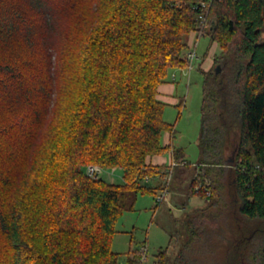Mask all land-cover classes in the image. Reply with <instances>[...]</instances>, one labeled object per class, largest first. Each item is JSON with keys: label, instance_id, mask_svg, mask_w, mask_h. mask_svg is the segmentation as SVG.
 Listing matches in <instances>:
<instances>
[{"label": "trees", "instance_id": "16d2710c", "mask_svg": "<svg viewBox=\"0 0 264 264\" xmlns=\"http://www.w3.org/2000/svg\"><path fill=\"white\" fill-rule=\"evenodd\" d=\"M76 1L0 0V264H119L111 241L125 200L154 194L146 182L171 172L148 158L170 149L159 86L188 65L191 31L221 52L201 69L200 157L172 146V158L198 173L187 199L229 190L231 238L211 264H264V0H96L99 16L82 20L78 49L62 55L64 108L48 126L55 86L41 39ZM89 166L120 167L123 181L89 176ZM219 215L193 208L177 220L186 240L159 248L153 264H192V244L209 240ZM239 217L251 226L242 234ZM132 253L126 264H146Z\"/></svg>", "mask_w": 264, "mask_h": 264}, {"label": "rangeland", "instance_id": "374dc122", "mask_svg": "<svg viewBox=\"0 0 264 264\" xmlns=\"http://www.w3.org/2000/svg\"><path fill=\"white\" fill-rule=\"evenodd\" d=\"M97 11L96 0L76 1L67 7L62 21L56 22L53 26L56 28H51L47 31V37L41 39V42H44L41 44V56L45 64L48 59L51 61L53 84L55 86V92L53 91L52 100L47 109L46 123L48 126L52 124L56 115L63 112L64 108L65 98L62 91L64 88L59 87L64 79L62 55L67 49L73 51L72 47L76 46L77 48L84 30L82 20L91 19L90 22L93 23L94 19L99 16L100 12ZM71 24L74 31L69 30ZM59 25L60 27L57 29ZM59 29H61L60 35H58ZM200 35L195 31H191L189 34V48L186 51V58L193 42L197 43V58L193 60L192 64L188 61L186 67L170 73L169 77L175 85V90L169 98L162 99L166 103L163 110V119L174 126V133L164 132L163 142L171 145L169 151L161 155L165 157L166 162L158 165H172L171 172L164 179L153 177L150 178L149 182L145 181L148 187L158 186L154 194L140 192L134 195L133 193L125 200L127 209L115 223V231L111 241L112 250L118 253L119 264H126L129 250H133L132 254L135 256L137 250L141 249L142 246L145 247V252H143L141 260L146 264H153L154 254L159 248L169 245L178 248L181 242L188 237L182 231L178 221L195 207L210 206V209L214 212L220 211V215L217 219L207 222L209 228L212 225V228H215L209 240L201 239L192 244L194 249L189 250V254L193 256L192 260L190 259L192 264L213 263L218 255L220 257L225 254L226 249L221 243L227 239L229 241L231 238L228 232V221L226 218L223 219L230 210L228 208L230 202V197L227 195L228 188L224 187L223 199L219 198L217 201L215 190L212 187L207 192L209 200L204 198L203 195L191 196L187 199L191 179L198 173L194 172L192 165L187 163L184 165V161H180L177 165L178 162L172 158V146L182 147L185 159L188 162L196 163L200 157L198 139L202 127L201 107L203 100V73L201 69H205L209 64L208 70L214 68L215 55L221 52L219 44L212 41L210 36ZM63 36L64 38H62ZM173 96L175 99L177 98V101L173 102L174 100H171ZM178 102H181V104L179 105ZM39 134L42 138V131ZM230 149H228L227 154L230 153ZM98 168L101 169L99 175L106 180L111 182L123 181L120 167ZM197 177L199 178V176ZM158 195L162 197L159 205L156 203ZM214 201L217 203L216 205ZM132 202L133 205L130 206ZM254 224L252 225L255 226ZM233 226V230L241 226L239 231L242 234L250 225L247 222L244 223L242 217H239V221L234 222Z\"/></svg>", "mask_w": 264, "mask_h": 264}, {"label": "crops", "instance_id": "0c3cea01", "mask_svg": "<svg viewBox=\"0 0 264 264\" xmlns=\"http://www.w3.org/2000/svg\"><path fill=\"white\" fill-rule=\"evenodd\" d=\"M209 67H210V64L208 65V67L205 68V70H208ZM174 90H175V85L172 82L161 84L159 86L158 97L161 100L169 98L170 95H173ZM171 100H174L173 102H175V101H177V98L175 99V97L173 96ZM148 161L150 163H154V164L155 163L160 164L162 162H166L165 157H163L161 155L151 156L148 158Z\"/></svg>", "mask_w": 264, "mask_h": 264}, {"label": "built area", "instance_id": "2783aa9c", "mask_svg": "<svg viewBox=\"0 0 264 264\" xmlns=\"http://www.w3.org/2000/svg\"><path fill=\"white\" fill-rule=\"evenodd\" d=\"M201 4H202L203 6H205V5H206V2L203 1ZM200 18L202 19V21H205V19H204V17H203L202 15L200 16ZM196 45H197V43H194V42H193V46H192V48L189 50L188 55H187V59L190 61L191 64H192L193 60L197 58ZM100 171H101V169L98 168V166H89V167L87 168V173H88V175H89V176H92V177H97V176H99ZM161 198H162L161 195H158V198H157L158 201H160ZM140 250H141V252H145V247L142 246V248H141Z\"/></svg>", "mask_w": 264, "mask_h": 264}, {"label": "water", "instance_id": "95a60500", "mask_svg": "<svg viewBox=\"0 0 264 264\" xmlns=\"http://www.w3.org/2000/svg\"><path fill=\"white\" fill-rule=\"evenodd\" d=\"M220 68H219V65L216 66V71H218ZM232 160V159H231Z\"/></svg>", "mask_w": 264, "mask_h": 264}]
</instances>
